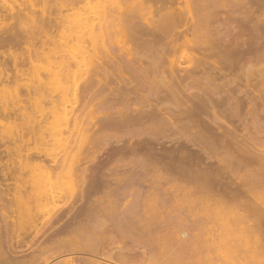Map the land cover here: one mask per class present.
I'll return each mask as SVG.
<instances>
[{
  "label": "bare ground",
  "instance_id": "1",
  "mask_svg": "<svg viewBox=\"0 0 264 264\" xmlns=\"http://www.w3.org/2000/svg\"><path fill=\"white\" fill-rule=\"evenodd\" d=\"M67 1L53 3L65 13ZM123 1H106L109 10L95 17L80 8L76 16L73 11L70 17V12L34 17L30 14L38 9L19 7L17 1L18 9L4 7L21 22L26 9L25 19L40 29L69 22L75 33L69 40L76 46L69 48L71 53L77 48L94 68L79 102L99 115L85 124L81 112L70 118L58 113L70 89L69 77L63 76L62 99L42 86L35 90L43 104L41 119L56 116L50 134L67 135L62 157L23 150L31 140L25 138V131L0 133V264H184L176 248L185 239L179 236L186 229L182 226L190 218L208 219L210 209L193 213L181 207L183 211L177 212L166 207L168 203L179 198L180 203L207 198L201 202L214 199L224 205L249 197L262 201L264 0H129V5ZM1 2L0 7L6 3ZM146 2L151 4L143 8ZM145 9V23H135L133 18ZM176 26L185 29L175 32ZM166 27L175 29L171 34ZM197 28L201 34L191 37ZM134 32L141 35L135 39L141 52L129 47ZM115 47L123 53L118 55ZM183 50L197 52L192 64L175 60L173 54ZM73 57L61 56L63 66L77 63ZM109 68L119 71V76L110 75ZM9 77L0 70V78ZM46 103L52 107L46 108ZM17 108L6 103L0 112L15 114ZM83 130L86 137L79 138ZM30 133L46 141L45 133L35 126L28 129ZM7 139L15 147L8 142L6 146ZM11 148L20 152L25 165L31 162L44 173L43 189L36 193L23 189L22 177L15 176L16 169L5 157L15 154ZM102 151L107 156L102 153L106 158L100 160ZM71 162L76 163L75 200H66L54 217L40 216L50 199L51 178ZM11 175L14 183L9 181ZM152 205L162 215L169 209L175 215L171 211L159 219L153 214V219L146 214ZM14 208L24 209L23 217H14Z\"/></svg>",
  "mask_w": 264,
  "mask_h": 264
},
{
  "label": "rangeland",
  "instance_id": "2",
  "mask_svg": "<svg viewBox=\"0 0 264 264\" xmlns=\"http://www.w3.org/2000/svg\"><path fill=\"white\" fill-rule=\"evenodd\" d=\"M1 1L6 3H3L4 6L1 5L0 7V9L3 7V9L0 10V70L7 71L10 77L7 80L0 78V106L9 103L18 106V108L15 114L5 115L0 112V133L4 132L5 134L8 135L9 134L15 135L16 133L25 131L26 132L25 138L26 139L31 138V140L27 141L28 144L26 143L23 150H25L26 147V149L27 148L34 149L35 151L38 150L43 153L46 152L52 156L62 157L68 147L67 135L63 133L61 135L58 134L57 137H53L50 134L51 132L50 128L54 124V120L57 121L56 116L51 115L48 116L47 118L41 119L40 108L41 105L43 104H41L40 102L41 100L40 93H36L35 90L39 86H42L43 88H45V91L47 93L55 95L56 97L62 99L61 91H60L61 86L59 81L61 80L60 79L61 77L68 76L70 80L69 82L70 89L66 98H64L59 103L58 113H60L62 117L70 118L74 113L81 112L82 116L84 115L83 118L85 119V124H86L89 118L92 119L99 115L98 112L94 113L95 116L91 114L90 113L91 110L89 109L90 107L88 109L87 108L83 109L82 103L79 102L83 85L87 81V79H89L93 75L94 68L91 65H89L88 58H86L85 60L84 58L79 56V51L77 48L76 51L74 49L76 53L74 51L71 53V49L69 48H72L73 50V47L76 46L75 43L73 44L74 41L73 40L70 41L69 39L72 36V33L73 34L75 33L71 31V28L68 25L69 22L67 20H65L66 22L64 21L65 24L62 23L63 25L54 26L52 28L49 27L45 29L41 27L43 29L42 30L40 29L39 25L37 26L39 28H37L33 26V23L29 19H25L27 18V16H29L24 14L25 11L27 13L26 9L21 13L23 17L25 16V18H23L24 20L22 19L23 22H21V20H19L18 18L16 19L15 15L11 14V13L14 14L13 11L9 14L8 13L9 11L7 9H6L7 11L5 10L6 6L8 7V5L13 7L14 9H18L15 8L21 5L18 0L15 1H17L19 5L17 4V2L15 3V1L13 0H0V4H2ZM38 1L40 0L37 1L22 0L23 3L19 7H24V6L28 7L29 5H32V8L34 10L38 9L37 12L40 11L38 13L41 14L38 13L35 14L36 13L35 11L34 15L30 14L31 16L34 17H37V15L38 17H41L42 15L44 17H47L48 15L49 16L52 15L51 17H56V16L61 17L60 14L67 15V12H70V14L68 13L69 15H67L70 17L73 11H75L73 12L75 14L74 15L72 14V16H76L77 11L78 13H80L79 8L81 9V11L82 10L86 11V13L90 15V17H95V16H103V12L105 8L106 10L107 8L109 10V6H107L106 3V1L108 0H105L106 4L101 3V5L100 3L98 4L96 0H74V1L68 0L65 6H67L66 9L68 8L69 11L65 13L64 12L60 13L61 11H58L59 6L58 5L55 6V2L53 3L54 0H50L52 1V3L50 2V4H49V0H41V2ZM128 1L129 0H126L127 5H129ZM131 1L132 0H130V2ZM98 2H101V0H98ZM43 4L46 6V8L45 6L43 7ZM150 4L151 3L146 2L143 8H145ZM50 6L52 7L50 8ZM76 8H78L77 11ZM40 9L42 10V12ZM47 10L48 12L51 11L52 13L51 12H50L51 14L48 13ZM146 18L147 16L145 9L144 12L137 14V16H135L133 19L135 20V23L144 24ZM47 26L48 25H46V27ZM176 28H178V26H176ZM198 28L194 29L195 30L194 33L193 30H191L192 32L190 33H193L192 34L193 36L190 34L191 37H195V36L197 37L198 35L201 34ZM167 29L168 28L166 27L165 30ZM184 29L185 27H179L174 31L177 32V30L181 31ZM29 30L30 32L33 31L31 32L32 34L29 33ZM200 30L202 31L201 27ZM27 31L29 34H27ZM168 31L171 33L169 29ZM196 32H198L197 33L198 35L196 34ZM32 35H34V38L32 37ZM190 35H188V37H190ZM132 36L134 38L128 36V38L130 39L132 38L129 41L133 40L132 41L133 43L130 42L129 47L131 46L132 48L131 47L130 48L134 52H141L140 51L141 46L138 47L137 46L138 44L135 40L139 38L141 35L137 32H134ZM30 38H32L34 42ZM30 41H32V43ZM66 43H68L67 46L69 47H66L65 45ZM72 44L74 46H72ZM179 47H182V45ZM134 48H136V51ZM116 49L115 52L118 53V55H121L123 53V51L120 50L119 47ZM179 50L182 49L179 48ZM119 51H121V53ZM34 52L37 55H34L35 54ZM181 52H176V54H173L175 60L178 63L186 66L192 64V62L195 61L194 59L195 56L197 55L196 51H185V53H183L184 52L183 50ZM31 54L32 57L30 56ZM33 55H34V59H33ZM61 56L62 57L70 56L71 59L74 56L72 61H75L74 60L75 58L77 60V63L74 64L72 63L70 68L64 67L61 62L62 61ZM175 56L178 58V60L176 59ZM15 58L17 61L15 60ZM15 63L17 64L15 65ZM108 71L112 73V74L110 73V75H114L113 73H115L114 76L116 75L119 76L120 74L118 73L119 71L116 72L117 70L114 69L109 68ZM124 73L126 74L127 72L125 71ZM45 107L49 109L52 107V105L46 103ZM32 126H35L36 130H42L45 133L46 141H43L42 139L35 137L31 133L28 134V129H30ZM83 136L86 137V133L84 130L80 133L78 137L80 138ZM8 140L10 142L12 141L10 139H7L5 142L6 146L9 144L8 146L15 147L14 144L10 143ZM0 142H2V140ZM98 146L99 147L98 149L96 148V150H100L99 148L101 147L100 145ZM13 151L15 154L12 155L10 154L11 156H5V157L7 160L8 159L10 160L11 162L10 165L12 164L11 169L12 166L13 168L16 169V172L14 171L16 173L15 176L18 175L22 177L23 189L24 190L27 189L28 193H32V192L36 193L38 192V189H43L44 186H46L44 173L43 172L41 173V170H37L35 167H33L31 162L25 165V161L23 160V157L20 156L19 154L20 152H15V149ZM25 151H22V155ZM86 152L87 151H85L84 153L86 154ZM102 153H104V156H107V152L102 151L100 153L101 155L98 154L99 155L98 159L100 160L106 158L103 156ZM101 157L104 158L102 159ZM21 164H24L22 165L23 167L21 166ZM69 164L66 165L64 168L57 170L59 172L57 173L56 176L57 178L54 177L51 178L52 186L51 188L50 187L48 188L49 192H51L50 199L48 204L40 209V214H39L40 216H46L47 214L46 217H54L59 212V210L63 208V204L65 203L66 200H69L70 203L71 201L73 202L75 200L74 197L77 192V189L76 192H74L76 188L75 180H74L75 178L74 169L76 168V163L71 162ZM14 178L15 177L11 175L9 181L14 183L15 182ZM259 186L260 185H258V187ZM258 187L257 189L259 190L260 187L259 188ZM250 188L251 186L249 187V189ZM260 192L262 194H259V192L258 194L259 196L262 195V201L258 203H256L255 199H253L252 197L247 198L242 203L231 202V203H227L226 205H224L221 202L217 203V201H214V199H209V198H208L209 203L207 202L208 200L201 202L207 198H204L203 200L202 198H198V200L185 199L183 203L182 202L180 203L182 199L178 202V200L180 199L179 198L177 199V202L176 201L174 202V204L173 202H170L172 204L168 203L166 207L169 208L171 207L173 210L175 209L177 212L179 210L181 211L182 208L184 209V207L187 208L188 211L193 213L194 212L205 213L209 211L208 219L190 218L186 220L182 226L183 228L186 229L184 230L181 229L180 232L181 234L179 233L180 234L179 236L182 237L184 235L182 239L185 238L187 240L188 238L189 241L186 242L185 239H183L182 243H178L179 247L176 246V248H178L177 250H179L181 252L180 254L184 256L185 258L184 262H186L184 264H264V191L260 190ZM13 193L16 192L14 191ZM52 199L54 200V202H52ZM190 200L192 201V203ZM210 200L213 202H211ZM259 200H261V198ZM14 209L13 212L11 213L14 217L16 218L23 217L24 215L23 213H25L24 209H17V210ZM168 209H166L165 212H167ZM172 209L171 210L169 209L168 213L166 214L164 213V215H162V213L156 208L154 211V207L152 205L151 207H147L146 214L148 215L151 214L152 215L151 217L156 215L157 218L159 217V219L160 218L164 219L167 217L165 215H168L172 211ZM187 209L184 210L187 211ZM41 210H43L44 212H42ZM157 212L158 213L160 212L161 214L159 215L157 214ZM171 213L174 214L175 212L172 211ZM173 224H177L179 227H181L180 222L179 223L174 222ZM29 230H32V228ZM208 257L210 258L209 260H207Z\"/></svg>",
  "mask_w": 264,
  "mask_h": 264
}]
</instances>
